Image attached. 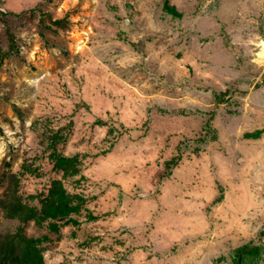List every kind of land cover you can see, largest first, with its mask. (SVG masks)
<instances>
[{"label":"rangeland","instance_id":"rangeland-1","mask_svg":"<svg viewBox=\"0 0 264 264\" xmlns=\"http://www.w3.org/2000/svg\"><path fill=\"white\" fill-rule=\"evenodd\" d=\"M0 9L16 36L0 64V197L16 173L31 204L53 179L84 198L78 224L27 223L28 235L47 237V262L262 264L264 0H0ZM54 132L57 148L80 158L73 176L49 157ZM16 225L0 207V234Z\"/></svg>","mask_w":264,"mask_h":264},{"label":"trees","instance_id":"trees-1","mask_svg":"<svg viewBox=\"0 0 264 264\" xmlns=\"http://www.w3.org/2000/svg\"><path fill=\"white\" fill-rule=\"evenodd\" d=\"M167 8L170 12L177 14L174 7L167 6ZM30 12L31 10L28 9L18 14L29 17ZM5 14L6 12L0 9V21L6 25L9 46L5 50L0 47V64L5 56L16 48V36L3 18ZM215 98L217 102L224 100L220 95H216ZM213 133L212 138L215 137V131ZM48 139L47 147L51 150L49 157L53 161L54 168L61 170L63 177L77 174L80 171L78 154L65 155L57 148V143L62 139L60 133L54 132L48 136ZM178 158L179 155L165 161L166 168L169 170L161 173L162 176L170 174V169L176 165ZM22 167L29 170L25 165ZM18 185L19 177L17 174H9L7 186L0 197V207L4 215L17 220V225L13 231L0 234V264H50L45 260L41 247V242L47 237L28 235L25 230L27 223L29 221H33L36 225L46 223L48 229L53 232H58L59 227L63 224H78L79 220L75 215H78L84 207V198L79 193L69 192L61 179H53L47 190L39 196L38 202L31 204L18 193ZM86 216L89 220L97 217L89 211ZM259 257L255 258L256 264H261L258 262ZM262 261L264 264V259ZM246 262H253V260L248 259ZM236 264H241L240 258Z\"/></svg>","mask_w":264,"mask_h":264},{"label":"bare ground","instance_id":"bare-ground-1","mask_svg":"<svg viewBox=\"0 0 264 264\" xmlns=\"http://www.w3.org/2000/svg\"><path fill=\"white\" fill-rule=\"evenodd\" d=\"M262 58L264 59V56H262Z\"/></svg>","mask_w":264,"mask_h":264}]
</instances>
